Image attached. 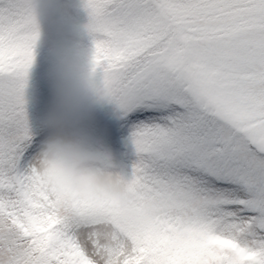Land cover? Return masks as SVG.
<instances>
[{
	"label": "snow or ice",
	"instance_id": "6c2138e0",
	"mask_svg": "<svg viewBox=\"0 0 264 264\" xmlns=\"http://www.w3.org/2000/svg\"><path fill=\"white\" fill-rule=\"evenodd\" d=\"M78 6L90 89L132 122L135 198L41 173L48 34L30 0H0V264H264V0Z\"/></svg>",
	"mask_w": 264,
	"mask_h": 264
},
{
	"label": "clouds",
	"instance_id": "9594fccd",
	"mask_svg": "<svg viewBox=\"0 0 264 264\" xmlns=\"http://www.w3.org/2000/svg\"><path fill=\"white\" fill-rule=\"evenodd\" d=\"M48 34L49 101L37 163L46 179L79 197L129 206L135 193L96 146L94 115L99 101L90 89L89 54L78 0H30Z\"/></svg>",
	"mask_w": 264,
	"mask_h": 264
},
{
	"label": "rangeland",
	"instance_id": "374dc122",
	"mask_svg": "<svg viewBox=\"0 0 264 264\" xmlns=\"http://www.w3.org/2000/svg\"><path fill=\"white\" fill-rule=\"evenodd\" d=\"M75 14L82 23L86 21V15L82 11V9L79 8L78 4L75 9ZM46 68H47V64H46ZM48 101H49V86H48L47 72H46L45 88L42 98L37 97L33 88H30L28 91V113H29L30 123L34 130H39L43 127V121L46 114ZM105 105L106 103H99L96 107L95 115H100L104 111V107L106 109L107 105L106 106ZM119 118L121 119L120 115ZM130 131H131V125L122 130L121 139H117L113 141L114 146H116L115 151L113 153H105L103 150H99L101 153L104 154V156H106L111 161V163L116 165L119 169H123V170H128L132 161L135 159L134 148L128 139L130 135ZM123 149L125 150L127 149V151L125 152L129 154V158L126 162L122 159L120 160L117 159L119 158V156H121V154H119L118 152L120 150L123 151Z\"/></svg>",
	"mask_w": 264,
	"mask_h": 264
},
{
	"label": "trees",
	"instance_id": "16d2710c",
	"mask_svg": "<svg viewBox=\"0 0 264 264\" xmlns=\"http://www.w3.org/2000/svg\"><path fill=\"white\" fill-rule=\"evenodd\" d=\"M106 105L107 107L106 109L104 107V111L101 113L102 115H94V135L96 146L99 150H103L105 153H113L116 147L113 141L121 139L122 130L129 127L132 122L130 118L120 119L114 107L108 103H106ZM125 151H127V149L118 152L121 154V156L117 158L118 160L122 159L125 162L128 160L129 154Z\"/></svg>",
	"mask_w": 264,
	"mask_h": 264
}]
</instances>
